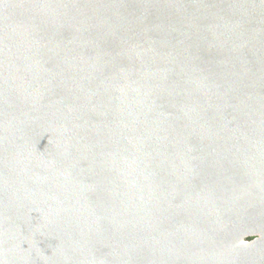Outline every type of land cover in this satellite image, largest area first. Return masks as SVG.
Segmentation results:
<instances>
[{
	"label": "water",
	"instance_id": "obj_1",
	"mask_svg": "<svg viewBox=\"0 0 264 264\" xmlns=\"http://www.w3.org/2000/svg\"><path fill=\"white\" fill-rule=\"evenodd\" d=\"M0 264H264V0H0Z\"/></svg>",
	"mask_w": 264,
	"mask_h": 264
},
{
	"label": "rangeland",
	"instance_id": "obj_2",
	"mask_svg": "<svg viewBox=\"0 0 264 264\" xmlns=\"http://www.w3.org/2000/svg\"><path fill=\"white\" fill-rule=\"evenodd\" d=\"M258 238L257 234L243 233L237 236V242L239 245H247Z\"/></svg>",
	"mask_w": 264,
	"mask_h": 264
},
{
	"label": "bare ground",
	"instance_id": "obj_3",
	"mask_svg": "<svg viewBox=\"0 0 264 264\" xmlns=\"http://www.w3.org/2000/svg\"><path fill=\"white\" fill-rule=\"evenodd\" d=\"M262 235H263V231H262V232H260V234H259V237H261ZM253 245H254V243H253L252 245H250L249 247L247 246V247H248V249H250V248L252 249V248L254 247Z\"/></svg>",
	"mask_w": 264,
	"mask_h": 264
}]
</instances>
